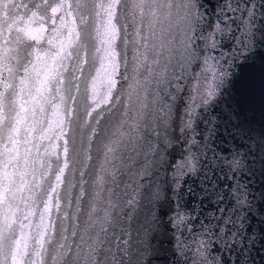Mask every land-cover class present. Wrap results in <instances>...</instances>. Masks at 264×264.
I'll return each instance as SVG.
<instances>
[{"label": "snow or ice", "instance_id": "1", "mask_svg": "<svg viewBox=\"0 0 264 264\" xmlns=\"http://www.w3.org/2000/svg\"><path fill=\"white\" fill-rule=\"evenodd\" d=\"M0 264H264V0H0Z\"/></svg>", "mask_w": 264, "mask_h": 264}, {"label": "water", "instance_id": "2", "mask_svg": "<svg viewBox=\"0 0 264 264\" xmlns=\"http://www.w3.org/2000/svg\"><path fill=\"white\" fill-rule=\"evenodd\" d=\"M175 3H179L180 0H174ZM165 28L167 29V23L165 24ZM172 33L175 35V41H173L175 45V52H176V59L179 58V53H180V25L179 23H176L173 25L172 28ZM175 158L178 160L180 156L178 154H175Z\"/></svg>", "mask_w": 264, "mask_h": 264}]
</instances>
